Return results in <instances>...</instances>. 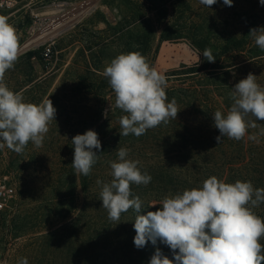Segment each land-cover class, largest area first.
Listing matches in <instances>:
<instances>
[{"label":"rangeland","instance_id":"1","mask_svg":"<svg viewBox=\"0 0 264 264\" xmlns=\"http://www.w3.org/2000/svg\"><path fill=\"white\" fill-rule=\"evenodd\" d=\"M86 3L92 9L69 29L44 42H30L36 37L31 33V9L50 16L51 10L75 9ZM0 15L15 26L20 43L18 62L5 75L7 86L26 102L39 104L49 97L57 110L42 147L30 142L22 154L0 150V168L19 172L13 209L0 214V264H18L22 257L28 264H86V257L90 264H149L156 248L172 259L171 250L159 241L136 248L137 213L129 209L118 224L110 221L96 181H110L109 161L118 159L120 147L130 149L129 158L139 160L142 171L152 177L147 186H131L133 195L143 201L141 214H146L157 210L165 194L201 185L206 175L201 166L195 169L182 158L172 157L170 150L156 142H126L107 153L89 176L77 178L71 165V139L90 129L99 138L102 129L124 115L119 109L110 111L115 97L102 75L115 56L141 52L166 75L168 89L179 85L184 66L200 62L196 42L221 40L235 29L259 26L264 21V5L259 0H233L231 7L217 0L210 8L199 0H33L30 7ZM164 31L170 38H164ZM45 44L53 47L50 59L45 60L42 52L40 57L28 56ZM177 107L180 111L174 121L189 125L198 118L189 109ZM105 110H109L107 118ZM220 152H216L217 159L223 157ZM71 208L74 212L69 216ZM16 225L27 232L14 237Z\"/></svg>","mask_w":264,"mask_h":264},{"label":"clouds","instance_id":"2","mask_svg":"<svg viewBox=\"0 0 264 264\" xmlns=\"http://www.w3.org/2000/svg\"><path fill=\"white\" fill-rule=\"evenodd\" d=\"M259 2L264 5V0ZM199 3L210 8L217 0ZM223 4L231 7L233 0H223ZM248 36L264 51V27L250 29ZM19 50L17 29L0 15V150L22 154L30 142L37 148L43 146L57 110L49 97L39 104L26 102L21 93L7 86L5 75L18 62ZM202 55L208 62H215L210 49L205 48ZM102 75L115 97L110 111L119 109L124 113L119 118L121 136L140 137L177 117V102L175 98L169 101L166 95V75L141 52L118 54ZM230 97L232 104L227 112L216 110L212 114L220 133L215 138L217 144L223 137L242 140L250 127L257 126L249 117L264 121V86L257 82L256 75L249 73L236 83ZM108 111L104 112L105 118ZM71 143L74 174L77 178L89 176L100 159L98 133L87 130L72 137ZM129 153L130 149L120 147L118 159L109 161L111 180L97 179L96 184L110 221L118 224L122 213L129 209L137 213L133 225L137 249L149 241L154 246L159 241L171 250L172 259L156 248L149 264H264V218L255 212L264 204V188L254 187L251 181L228 183L212 175L197 187L165 194L157 210L141 214L143 201L133 195L131 186H147L152 177L142 171L139 160L129 158ZM18 264H28L27 258H20Z\"/></svg>","mask_w":264,"mask_h":264},{"label":"trees","instance_id":"3","mask_svg":"<svg viewBox=\"0 0 264 264\" xmlns=\"http://www.w3.org/2000/svg\"><path fill=\"white\" fill-rule=\"evenodd\" d=\"M259 27H264V21L259 26L246 25L243 29H235L221 40L202 38L200 42H196L195 45L201 53L200 62L192 66H184L183 77H178L179 85L166 89L169 101L175 98L177 105L197 115L198 118L189 124L194 128L171 119L167 124L162 123L156 128L147 130L140 137L131 134L121 136L117 121L115 125L101 130L102 136L99 137L101 149L97 151L100 159L93 168L101 165L106 154L122 143L151 141L161 144L168 151L170 150L172 157L182 158L187 164L194 165L195 169L201 166L204 170L203 174H206L205 179L215 175L228 183H234L236 180L251 181L254 187L264 188V121H255L254 118L249 117L257 126L250 127L242 140L235 141L223 137L217 144L215 138L220 133L214 127L212 116L216 110L227 112L232 104L230 97L232 87L246 78L249 73L256 75L257 82L264 86V51L255 46L252 38L248 36L250 29ZM165 31L169 32V27H166ZM165 31L162 33L164 38H170L169 34L165 35ZM43 48L41 46L38 50L29 51L28 56L40 57ZM205 48L211 50L216 57L215 62H208L203 57ZM220 150V155L223 157L217 159L216 152ZM184 184L189 186L186 181ZM60 187L71 193L76 192V189L71 187L62 185ZM73 212L71 208L69 216ZM255 212L264 218V204L256 208ZM15 228L14 237L27 232L24 230L25 227L16 225ZM261 243H264V240ZM85 262L90 264V257H86ZM92 264L97 262L94 261ZM100 264L105 262L102 261Z\"/></svg>","mask_w":264,"mask_h":264},{"label":"built area","instance_id":"4","mask_svg":"<svg viewBox=\"0 0 264 264\" xmlns=\"http://www.w3.org/2000/svg\"><path fill=\"white\" fill-rule=\"evenodd\" d=\"M33 0H0V13L12 12L16 13L23 9L25 6L32 4ZM25 5V6H23ZM31 15L33 17V25L31 27V33L38 35L42 30H46L52 23V17L46 14H42L35 9H31ZM42 56L45 60H48L52 56V45H42ZM19 174L18 170L10 167L5 169L0 168V214L2 212L11 211L13 209V201L18 194V183L16 175Z\"/></svg>","mask_w":264,"mask_h":264},{"label":"bare ground","instance_id":"5","mask_svg":"<svg viewBox=\"0 0 264 264\" xmlns=\"http://www.w3.org/2000/svg\"><path fill=\"white\" fill-rule=\"evenodd\" d=\"M91 9L92 6L87 5L86 3L76 7L75 9L69 8L62 10H51L50 13H52L51 16H53L52 23L46 30H42V32H40L38 35H35L36 37L34 40H30V42H44L52 38L54 35L66 31L80 15L89 12Z\"/></svg>","mask_w":264,"mask_h":264}]
</instances>
